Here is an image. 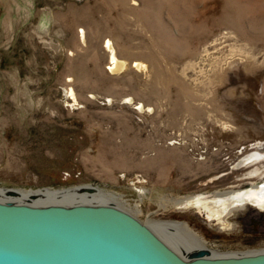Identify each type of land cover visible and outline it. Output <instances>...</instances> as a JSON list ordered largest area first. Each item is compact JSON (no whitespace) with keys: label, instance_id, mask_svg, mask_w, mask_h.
Instances as JSON below:
<instances>
[{"label":"rangeland","instance_id":"1","mask_svg":"<svg viewBox=\"0 0 264 264\" xmlns=\"http://www.w3.org/2000/svg\"><path fill=\"white\" fill-rule=\"evenodd\" d=\"M262 184L264 0H0L1 189L97 188L178 251L184 228L239 254L264 210L164 199Z\"/></svg>","mask_w":264,"mask_h":264},{"label":"water","instance_id":"2","mask_svg":"<svg viewBox=\"0 0 264 264\" xmlns=\"http://www.w3.org/2000/svg\"><path fill=\"white\" fill-rule=\"evenodd\" d=\"M182 251L111 206L0 200V264H264V253L204 259Z\"/></svg>","mask_w":264,"mask_h":264},{"label":"bare ground","instance_id":"3","mask_svg":"<svg viewBox=\"0 0 264 264\" xmlns=\"http://www.w3.org/2000/svg\"><path fill=\"white\" fill-rule=\"evenodd\" d=\"M81 37L83 38V31H80ZM106 47L110 53V63L108 65V70L117 71L122 68L123 62L118 60L115 56V52L110 42L107 41ZM136 65V64H135ZM72 94V93H71ZM141 108V107H139ZM116 196L103 192L97 188H92L89 186L67 188V189H38V190H22V189H1L0 188V200L7 201H19V202H36V203H53L60 201H82L88 204H99L107 205L113 207L116 203ZM166 203L174 207H195L208 209L211 212V216L215 220L222 222V217L229 211L234 209H239L244 205L255 207V209L264 210V184L259 186H251L250 188L241 190L235 193H227L225 195H213V196H192L185 197L183 199H164ZM111 204V205H110ZM257 207V208H256ZM116 208V207H114ZM262 212V211H261ZM127 213V212H126ZM172 224V223H171ZM153 224L152 226H154ZM160 227L170 228L161 223H158ZM174 227L179 225H173ZM180 229L182 228L179 226ZM163 229V228H162ZM182 233L187 237L184 241L188 242V250L186 252L194 251L199 257L204 259H219V258H230V257H242L264 253V251H250L239 254H221L216 251L208 249L201 240L193 236L184 228L181 229Z\"/></svg>","mask_w":264,"mask_h":264}]
</instances>
